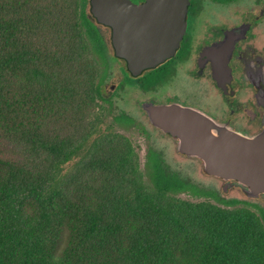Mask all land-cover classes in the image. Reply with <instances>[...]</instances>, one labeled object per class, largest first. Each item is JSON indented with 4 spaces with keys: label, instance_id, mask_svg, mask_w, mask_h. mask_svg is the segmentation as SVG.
Instances as JSON below:
<instances>
[{
    "label": "trees",
    "instance_id": "1",
    "mask_svg": "<svg viewBox=\"0 0 264 264\" xmlns=\"http://www.w3.org/2000/svg\"><path fill=\"white\" fill-rule=\"evenodd\" d=\"M88 4L0 0V112L20 98L51 102L62 129L0 124V264H185L192 249L197 264H264V210L224 202L157 152L139 170L130 142L108 134L78 164L90 183L63 173L108 115L100 103L108 58Z\"/></svg>",
    "mask_w": 264,
    "mask_h": 264
},
{
    "label": "flooded vegetation",
    "instance_id": "2",
    "mask_svg": "<svg viewBox=\"0 0 264 264\" xmlns=\"http://www.w3.org/2000/svg\"><path fill=\"white\" fill-rule=\"evenodd\" d=\"M131 1L143 6L149 0ZM88 6L108 58L100 100L107 117L135 124L144 119L152 131L140 127L147 138L152 141L156 133L175 150L176 164L194 165L200 176L193 181L197 186L224 202L264 210L263 193L248 197L237 181L206 173L203 161L180 153L176 139L154 127L144 109L148 103L192 107L239 133L264 139V0H188L187 25L175 55L139 76L116 56L112 28L98 24L90 0ZM151 6L167 5L153 2ZM148 142L146 155L154 151L163 156L156 143Z\"/></svg>",
    "mask_w": 264,
    "mask_h": 264
},
{
    "label": "water",
    "instance_id": "3",
    "mask_svg": "<svg viewBox=\"0 0 264 264\" xmlns=\"http://www.w3.org/2000/svg\"><path fill=\"white\" fill-rule=\"evenodd\" d=\"M187 2L149 0L136 6L131 0H90V12L98 24L112 28L116 56L139 76L175 55L187 25ZM144 109L154 127L176 139L180 153L203 161L206 173L237 181L248 197L264 194V139L239 133L196 108L148 103Z\"/></svg>",
    "mask_w": 264,
    "mask_h": 264
},
{
    "label": "rangeland",
    "instance_id": "4",
    "mask_svg": "<svg viewBox=\"0 0 264 264\" xmlns=\"http://www.w3.org/2000/svg\"><path fill=\"white\" fill-rule=\"evenodd\" d=\"M58 111L59 108L56 106L53 108L51 102H38L36 99L20 98V103H18L16 107L13 106L9 108L6 105L4 111L0 112V124L13 127L21 131L25 130L29 126L45 125L47 128H49L51 134L60 133L62 129L55 125V120L58 117ZM142 126H146L148 130H150L149 124L146 123L144 119H140L138 123L134 126H131V128H123L116 125L115 122L110 119V117H106L103 123H101L100 125V131L93 134L87 141L84 153L75 157L70 163L65 165L63 173L68 176L69 180H79L85 185L90 183L91 177L88 172L91 171L88 169L83 170V167L81 171L80 169H78V164L83 166L84 158L85 160H90L94 156L95 153L90 148L94 147L95 143L99 142L100 136L112 134L130 142L133 152L138 158L137 167L139 170H144L145 167V151L147 150L148 139L149 145H153L156 143V147L162 151L163 158L167 162L166 165L168 169H170V171H174L178 173L182 178L191 181H195L200 177L198 172L193 169L195 168L194 165L191 166V164H188L181 166L176 164L177 161L175 158V150L167 144L169 141L160 138L156 133H153L154 137L152 139V142L149 138H147L145 134L142 133V130L140 128ZM97 171L98 170L92 173H94V175L96 176ZM179 199L183 200L184 202L193 204H199L200 202H203L205 200L203 198H192L188 196V194L180 195ZM211 202L217 204V202ZM218 205L228 207L219 203ZM240 206L242 207L243 205ZM71 232L72 229L69 226H66L59 249L60 252H63L69 245ZM185 264H197V253L194 251V249H192L190 253L186 255Z\"/></svg>",
    "mask_w": 264,
    "mask_h": 264
}]
</instances>
